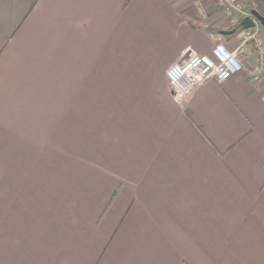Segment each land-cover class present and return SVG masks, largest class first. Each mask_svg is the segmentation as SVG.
<instances>
[{
  "label": "crops",
  "instance_id": "obj_1",
  "mask_svg": "<svg viewBox=\"0 0 264 264\" xmlns=\"http://www.w3.org/2000/svg\"><path fill=\"white\" fill-rule=\"evenodd\" d=\"M202 2L0 0V264H264V30ZM218 42L243 68L178 97L169 67Z\"/></svg>",
  "mask_w": 264,
  "mask_h": 264
},
{
  "label": "built area",
  "instance_id": "obj_2",
  "mask_svg": "<svg viewBox=\"0 0 264 264\" xmlns=\"http://www.w3.org/2000/svg\"><path fill=\"white\" fill-rule=\"evenodd\" d=\"M235 1L236 0H216V3L219 8L224 10L228 15H233V21L237 19V16L234 14L238 13L237 11L247 16L250 15L248 10L242 8V6L239 3H235ZM193 3L199 11L204 10L202 0H193ZM258 30L259 22L256 21V25L247 30L244 41L252 39L257 40ZM259 66L260 65H258L253 72V78L255 80L264 79L260 73L261 68H259ZM242 68L243 63L236 52L230 50L224 42H218L209 53H189L180 61L175 62L167 70V77L174 93L178 97L184 98L188 96L196 86L203 84L207 80L214 78L219 82L223 81Z\"/></svg>",
  "mask_w": 264,
  "mask_h": 264
},
{
  "label": "rangeland",
  "instance_id": "obj_3",
  "mask_svg": "<svg viewBox=\"0 0 264 264\" xmlns=\"http://www.w3.org/2000/svg\"><path fill=\"white\" fill-rule=\"evenodd\" d=\"M235 3H239L242 6V8H244L245 10H248V8H247L249 5L248 0H236ZM203 9H205V8L203 7ZM222 11L224 12V10H222ZM248 11H249V14H251V11L250 10H248ZM237 12L239 13V15L237 17L238 20L236 19L235 21L231 20L233 15H228L226 12H224L225 17H227L229 19V21L232 25L231 27L238 25L240 22V19L244 16V14H242L240 11H237ZM203 13H205L207 15L208 9H205V11ZM234 14L237 15V13H234ZM259 25L261 27V30H264V26L260 22H259ZM253 40L254 39H252V41ZM253 43H254L253 45H255V47H256L257 42L253 41ZM261 56H263V53L259 54V57H261ZM69 137L70 136L66 137L65 135L62 136L63 152H62V159L61 160L63 162H62L61 166H59V165L49 166V163H55L54 152L52 150H49L47 152V157H46L47 160L46 161L48 163V166H46V168L44 170L45 174H46L45 195L47 196L48 200H51L52 203H54L53 199L56 198V196H57L56 192L59 191V187L62 186V188H63L64 185L65 186L74 185V183H72L74 170L72 167L71 158L78 159L81 157L82 154H85V150H84L85 136L80 135L79 143L75 142L76 143L75 149H73V150H71L72 149L71 148L72 141H70ZM36 202H37V200H36ZM6 203H7L6 197H1V199H0V206H2V207H0L1 211L6 210ZM36 205H37V203L35 204V206ZM31 212L32 213L30 215H26L23 218L20 215L16 216L15 217L16 222L21 223V222H26L29 220L32 224H35V223L37 224L39 221V217L37 214L36 215L33 214V212H36L33 209H31ZM53 216H47V217L53 218ZM0 226H9V220H8V216L6 215V213H0ZM0 235H3V231H1V230H0ZM51 255H53V253ZM180 264H187V262H185V258H183V256L181 257Z\"/></svg>",
  "mask_w": 264,
  "mask_h": 264
},
{
  "label": "water",
  "instance_id": "obj_4",
  "mask_svg": "<svg viewBox=\"0 0 264 264\" xmlns=\"http://www.w3.org/2000/svg\"><path fill=\"white\" fill-rule=\"evenodd\" d=\"M256 21H259L263 26H264V16L257 11L256 9H253L251 11V14L246 16L241 22L240 25L243 28H251L253 26L256 25ZM236 30V28H233L232 30L228 31V30H224L222 31L223 33L227 34V33H232Z\"/></svg>",
  "mask_w": 264,
  "mask_h": 264
},
{
  "label": "trees",
  "instance_id": "obj_5",
  "mask_svg": "<svg viewBox=\"0 0 264 264\" xmlns=\"http://www.w3.org/2000/svg\"><path fill=\"white\" fill-rule=\"evenodd\" d=\"M248 4V10L252 11L253 9H256L264 16V0H248Z\"/></svg>",
  "mask_w": 264,
  "mask_h": 264
}]
</instances>
